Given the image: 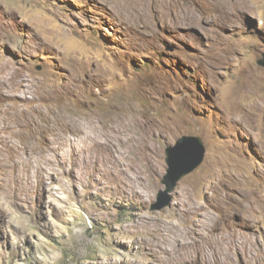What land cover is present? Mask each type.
<instances>
[{"label":"rangeland","instance_id":"1","mask_svg":"<svg viewBox=\"0 0 264 264\" xmlns=\"http://www.w3.org/2000/svg\"><path fill=\"white\" fill-rule=\"evenodd\" d=\"M263 54L264 0H0V264H264Z\"/></svg>","mask_w":264,"mask_h":264},{"label":"water","instance_id":"2","mask_svg":"<svg viewBox=\"0 0 264 264\" xmlns=\"http://www.w3.org/2000/svg\"><path fill=\"white\" fill-rule=\"evenodd\" d=\"M259 64L264 66V54ZM204 151L205 148L201 139L198 137H188L181 142V146L174 149L169 148L167 150L166 163L168 165V170L164 183L167 185L168 195L173 192L174 186L180 179L192 173L202 162ZM170 199H172L170 195L169 197L160 198L157 207H164L168 204Z\"/></svg>","mask_w":264,"mask_h":264},{"label":"bare ground","instance_id":"3","mask_svg":"<svg viewBox=\"0 0 264 264\" xmlns=\"http://www.w3.org/2000/svg\"><path fill=\"white\" fill-rule=\"evenodd\" d=\"M226 2H227V0H226ZM221 6H222V4H221ZM230 6H231V4H230ZM225 8V7H224ZM233 10H232V13H234V12H236V10H237V7H234V8H232ZM226 11H228V10H226ZM230 15V14H229ZM223 19V18H222ZM223 22V21H222ZM4 120V119H3ZM10 131V130H9ZM11 132V131H10ZM11 136V135H10ZM10 136H6V134L2 137L3 138V140H7V139H9L10 138ZM12 138V137H11ZM234 208V207H233ZM235 210V209H234Z\"/></svg>","mask_w":264,"mask_h":264}]
</instances>
